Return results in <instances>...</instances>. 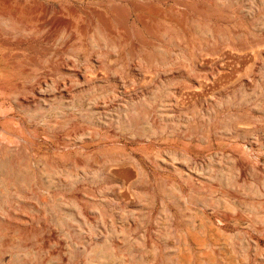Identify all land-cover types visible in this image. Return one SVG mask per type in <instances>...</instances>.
Returning <instances> with one entry per match:
<instances>
[{
	"label": "rangeland",
	"instance_id": "obj_1",
	"mask_svg": "<svg viewBox=\"0 0 264 264\" xmlns=\"http://www.w3.org/2000/svg\"><path fill=\"white\" fill-rule=\"evenodd\" d=\"M0 264H264V0H0Z\"/></svg>",
	"mask_w": 264,
	"mask_h": 264
}]
</instances>
